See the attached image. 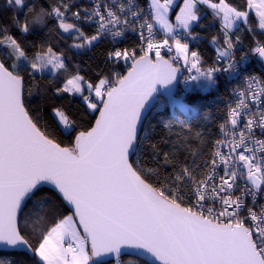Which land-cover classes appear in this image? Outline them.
Masks as SVG:
<instances>
[{
  "label": "snow or ice",
  "instance_id": "6c2138e0",
  "mask_svg": "<svg viewBox=\"0 0 264 264\" xmlns=\"http://www.w3.org/2000/svg\"><path fill=\"white\" fill-rule=\"evenodd\" d=\"M0 253L264 264V0H0Z\"/></svg>",
  "mask_w": 264,
  "mask_h": 264
},
{
  "label": "trees",
  "instance_id": "16d2710c",
  "mask_svg": "<svg viewBox=\"0 0 264 264\" xmlns=\"http://www.w3.org/2000/svg\"><path fill=\"white\" fill-rule=\"evenodd\" d=\"M197 31H200L199 29H197ZM195 46V45H194ZM201 48L205 49L209 54H211L214 50L211 49V46L209 44H207L206 42H202L201 45H200ZM223 85L220 83V89L221 91H223ZM210 96H215L216 93H210L209 94ZM223 98H221L220 100L217 101V103H220V106H223ZM5 254L3 253H0V258L4 257ZM14 259H20L19 256H14L13 257Z\"/></svg>",
  "mask_w": 264,
  "mask_h": 264
},
{
  "label": "built area",
  "instance_id": "2783aa9c",
  "mask_svg": "<svg viewBox=\"0 0 264 264\" xmlns=\"http://www.w3.org/2000/svg\"><path fill=\"white\" fill-rule=\"evenodd\" d=\"M220 83L224 86V84H223V80H222V79H221Z\"/></svg>",
  "mask_w": 264,
  "mask_h": 264
}]
</instances>
